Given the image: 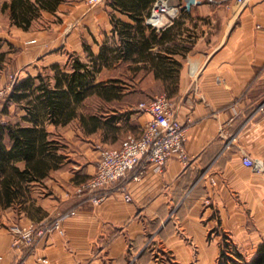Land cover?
Returning <instances> with one entry per match:
<instances>
[{
  "label": "crops",
  "instance_id": "1",
  "mask_svg": "<svg viewBox=\"0 0 264 264\" xmlns=\"http://www.w3.org/2000/svg\"><path fill=\"white\" fill-rule=\"evenodd\" d=\"M154 1L89 5L86 0H62L54 11L43 12L60 16L48 30L11 23L12 35L0 33V82L10 67L18 81L39 72L53 76V65L63 66L72 53H86L83 42L94 53L103 43L119 46L112 16L135 25L137 18L145 20ZM170 3L176 15L155 30L154 40L139 42L126 59L114 58L112 67L125 68L126 77H104L106 68L98 71V80L120 78L125 86L111 99L98 97L112 102L137 93L144 98L165 93L187 128L190 160L184 165L171 156L161 171L148 166L140 180L129 176L114 182L100 203L93 204L75 186L93 174L98 153L81 159L70 146L80 143L84 150L100 134L97 144L113 147L123 137L108 140L104 126L88 133L77 117L65 125L48 123L46 129L65 145L58 149L63 157L31 183L23 202L0 208V264H149L146 253H139L149 236L164 243L178 264H216L221 248L237 250L246 261L256 256L264 242V172L243 164V156L264 164V112L258 109L264 99V0L239 6L234 0H197L189 7L186 0ZM150 32L133 28L135 39ZM2 103L4 121L24 113L16 103ZM137 103L127 108L112 103L104 118L121 114L115 129L128 120L126 134L139 135L150 114L138 111ZM72 209L57 231L37 237L33 246H11L9 224L55 219Z\"/></svg>",
  "mask_w": 264,
  "mask_h": 264
},
{
  "label": "trees",
  "instance_id": "2",
  "mask_svg": "<svg viewBox=\"0 0 264 264\" xmlns=\"http://www.w3.org/2000/svg\"><path fill=\"white\" fill-rule=\"evenodd\" d=\"M61 1L6 0L1 10L9 9L12 23L28 28L39 10L52 12ZM112 28L118 32L119 46L103 43L94 53L91 45L83 42L91 62L78 56L72 59L70 56L73 54H70L63 67L53 65V82L50 81V75L39 72L13 84L4 100L5 106L11 102L16 103L24 113L15 121L0 122V208L13 207L15 203L23 202L31 183L42 179L49 168L56 167L61 161L63 154H58V149L65 145L56 136V132L46 129L48 123L65 125L77 117L81 128L88 133L97 131L101 126L106 127L108 132L116 130L115 121L121 114L112 113L106 118L96 113L85 115L77 112L78 107L89 94H98L108 100L117 91H121L125 86L120 84L123 83L120 78L95 81L101 62L110 61L111 57L128 58L139 42L145 44L148 40H154L157 28L151 27L141 17L133 25L114 16ZM133 28L140 32L149 28L151 32L148 37L142 36L144 39H135ZM3 58L4 54L0 52V64ZM157 68H160V64ZM255 255L246 261L237 250L221 248L216 264H264V242Z\"/></svg>",
  "mask_w": 264,
  "mask_h": 264
},
{
  "label": "built area",
  "instance_id": "3",
  "mask_svg": "<svg viewBox=\"0 0 264 264\" xmlns=\"http://www.w3.org/2000/svg\"><path fill=\"white\" fill-rule=\"evenodd\" d=\"M89 5H95L103 0H86ZM197 0H195L196 2ZM219 2L220 0H208ZM247 0H234L239 6ZM226 5H229L227 3ZM176 8L170 0H155L145 18L151 27L161 28L175 17ZM16 79H10L6 85L0 84V97L10 93ZM138 111L147 112L150 118L142 126L139 135L127 133L117 146L98 144L97 163L93 174L75 186L79 194H87L93 204H99L106 196L110 185L129 176L140 180L146 173L148 166L155 171H161L171 156H176L184 165L190 160L185 148L186 127L179 121L173 110V101L165 93L142 99L137 103ZM258 109L264 112V99ZM243 164L264 172L263 161L252 158L248 154L243 156ZM130 194L125 193L124 199L129 201ZM75 210H69L57 215L55 219H46L41 222L9 224L8 229L13 234L11 246L29 248L33 246L37 237L50 234L60 228V223ZM2 255L0 256L1 260Z\"/></svg>",
  "mask_w": 264,
  "mask_h": 264
},
{
  "label": "rangeland",
  "instance_id": "4",
  "mask_svg": "<svg viewBox=\"0 0 264 264\" xmlns=\"http://www.w3.org/2000/svg\"><path fill=\"white\" fill-rule=\"evenodd\" d=\"M3 1L6 0H0V33L1 34H8V35H12V33L9 31L10 27H11V23H12V19L9 16V9L6 10H1V5L3 3ZM8 1V0H7ZM44 10H39V12L37 13V16L31 21V27H33L34 29H45L48 30L52 27V22L53 21H57L59 20L60 16L56 15V14H45L43 13ZM30 27V26H29ZM22 29H26V28H22ZM5 47H7V44H4ZM62 48V46H61ZM73 54V53H72ZM111 56V54H109ZM74 56H78L81 59H84L88 62L90 61V57L88 56V52H82L81 56L79 55H72L70 56L71 58ZM73 59V58H72ZM115 59L111 57L110 61H102L101 62V69L102 68H106L103 72V76L104 77H108L111 74H119L123 77H126V74L128 73V71L125 70V68L120 67V68H113V61ZM62 66V65H61ZM63 67V66H62ZM50 75L51 74H47ZM17 76L18 74L16 73L15 70H13L11 67L8 68V70H6V77L5 79L0 82V84L2 85H6L8 84V82H10V79H16L17 81ZM53 77V76H51ZM111 79V78H108ZM108 79H102L103 81H107ZM97 77L95 78V81L97 82ZM51 82H53V79H50ZM8 95V94H7ZM2 96L0 97V104H3L2 102H4L6 96ZM146 98V97H145ZM143 94H135L132 96V98H128L126 100L123 101H112V102H108L105 100H101L98 97V94H89L86 97L83 98L82 103L80 104V106L78 107V113H84L85 115H88L89 113H96V114H102L103 112H106L107 110H110V106L115 104V106L119 107L121 106V108H127V104L133 106V104L140 102L142 99H145ZM129 111V110H127ZM126 111V112H127ZM125 112V111H124ZM7 119V117L1 112V108H0V121H4V119ZM129 125L128 120H126L125 122L121 121L119 130H113L112 132H109L108 135H106V138L108 140H113V138H121L124 137L126 135V130H127V126ZM117 131V132H116ZM116 132V133H114ZM94 139L93 141H91L90 143H88L86 145V147L84 148V150L81 148V144L80 143H76V144H71L72 146H70V149H72V147L75 150H79L80 152V158L82 159V155L83 156H87L88 154H90L92 151H97V142H99L100 140V134L98 135H93L92 136ZM89 141V140H87ZM101 144V143H99ZM104 145V144H101ZM98 153V151H97ZM10 221H7V223H9ZM3 224V222L0 220V225ZM218 233V231H217ZM145 245L143 246V248L139 251V253H146V255L148 256V263L149 264H178L177 260L175 257H173L171 250L166 247L164 245V243H158L156 241H153L152 238L149 236L147 237L145 243ZM137 257V256H136ZM136 257H132V262H134L136 260Z\"/></svg>",
  "mask_w": 264,
  "mask_h": 264
},
{
  "label": "water",
  "instance_id": "5",
  "mask_svg": "<svg viewBox=\"0 0 264 264\" xmlns=\"http://www.w3.org/2000/svg\"><path fill=\"white\" fill-rule=\"evenodd\" d=\"M192 3H195V0H186L187 7H189Z\"/></svg>",
  "mask_w": 264,
  "mask_h": 264
}]
</instances>
